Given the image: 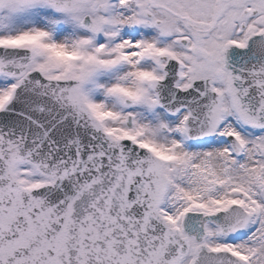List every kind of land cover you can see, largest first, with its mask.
I'll return each mask as SVG.
<instances>
[{
	"label": "snow or ice",
	"instance_id": "snow-or-ice-1",
	"mask_svg": "<svg viewBox=\"0 0 264 264\" xmlns=\"http://www.w3.org/2000/svg\"><path fill=\"white\" fill-rule=\"evenodd\" d=\"M0 264H264V0H0Z\"/></svg>",
	"mask_w": 264,
	"mask_h": 264
}]
</instances>
